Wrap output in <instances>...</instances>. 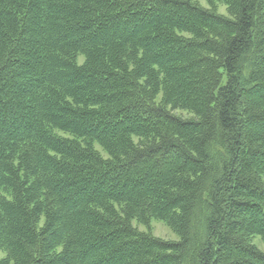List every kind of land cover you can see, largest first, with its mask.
<instances>
[{"label":"trees","instance_id":"obj_1","mask_svg":"<svg viewBox=\"0 0 264 264\" xmlns=\"http://www.w3.org/2000/svg\"><path fill=\"white\" fill-rule=\"evenodd\" d=\"M228 6L0 0V264H264V0Z\"/></svg>","mask_w":264,"mask_h":264},{"label":"rangeland","instance_id":"obj_2","mask_svg":"<svg viewBox=\"0 0 264 264\" xmlns=\"http://www.w3.org/2000/svg\"><path fill=\"white\" fill-rule=\"evenodd\" d=\"M197 2L201 7L220 13L224 16H230L229 1L230 0H193ZM184 117H189L187 113H181ZM141 231H148L152 235L164 239L174 241L178 239V236L168 226L157 220H151L148 224H137ZM256 239L255 242L260 244L261 248H264V244Z\"/></svg>","mask_w":264,"mask_h":264}]
</instances>
